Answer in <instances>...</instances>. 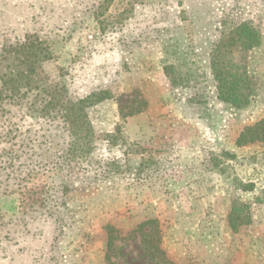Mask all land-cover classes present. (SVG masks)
I'll return each mask as SVG.
<instances>
[{
	"label": "rangeland",
	"instance_id": "rangeland-1",
	"mask_svg": "<svg viewBox=\"0 0 264 264\" xmlns=\"http://www.w3.org/2000/svg\"><path fill=\"white\" fill-rule=\"evenodd\" d=\"M99 1L0 0V86L15 84L9 51L31 35L50 51L45 85L69 100L110 92L88 109L93 150L47 179L43 204L20 206L5 191L14 178L3 176L0 264H107L106 225L118 229L115 264H167L148 257L146 242L172 264H264V142L235 144L264 119V0H115L105 27L94 19ZM242 22L261 42L247 52L254 95L235 107L217 98L210 64L222 34ZM35 95L0 103V135L11 129L62 161L67 127L39 116ZM238 204L250 222L232 231ZM150 219L142 239L133 230Z\"/></svg>",
	"mask_w": 264,
	"mask_h": 264
},
{
	"label": "trees",
	"instance_id": "trees-1",
	"mask_svg": "<svg viewBox=\"0 0 264 264\" xmlns=\"http://www.w3.org/2000/svg\"><path fill=\"white\" fill-rule=\"evenodd\" d=\"M114 1L100 0L98 2L93 14L99 25L107 26L104 15ZM141 1L129 0V3L135 4ZM260 42V34L250 22H242L229 32L222 34L212 50L210 64L218 99L235 107H245L250 102L254 95L255 82L248 70L247 52L259 46ZM9 52L17 56L19 69L16 78L9 80L15 83L13 86H9L6 80L0 86V103L5 98L14 99L18 95V99L22 98L28 91L35 90L36 95L31 102L33 110L45 118L61 119L69 134L67 146L61 153L62 161L55 160L56 162L55 157L49 159L51 156L49 147L42 148L39 143L40 152L36 153L34 148L29 146L28 138L20 141L14 140L17 135L16 133L13 135L11 129L0 135V138H8L7 140L10 141L9 146L0 148V185L4 181L2 180L4 175L7 179L14 178L13 185L16 188H6L5 191L9 194H18L20 206L32 208L38 203L43 204L42 193L49 177L61 173L66 168L71 169L72 162L84 160L90 155L99 136L90 121L88 109L109 99L110 92L102 90L77 100H69L64 97L58 87L52 88L45 85L41 66L50 57V51L42 41L34 36L27 35L18 47ZM19 88H24L26 93L21 94ZM257 141L264 142V119L245 126L238 134L235 144L243 146ZM35 155L37 157L34 159ZM6 186L9 187V184ZM67 188L68 185L63 180L60 189L63 192ZM249 222L250 217L245 204H238L231 209L228 224L232 231H236L239 225ZM152 223H155V220H146L140 223L133 232L139 231L142 239H149V232H145L144 227ZM105 229L107 250L104 259L107 264H115L111 260L110 250L114 240L118 238V229L112 225H106ZM144 250L147 251L150 259L172 264L159 258L158 254H163V251L158 246L146 242Z\"/></svg>",
	"mask_w": 264,
	"mask_h": 264
}]
</instances>
